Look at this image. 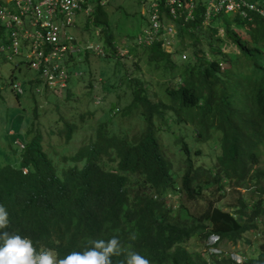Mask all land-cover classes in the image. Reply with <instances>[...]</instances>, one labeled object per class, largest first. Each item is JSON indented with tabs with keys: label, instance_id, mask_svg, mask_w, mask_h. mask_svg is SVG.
I'll use <instances>...</instances> for the list:
<instances>
[{
	"label": "trees",
	"instance_id": "trees-1",
	"mask_svg": "<svg viewBox=\"0 0 264 264\" xmlns=\"http://www.w3.org/2000/svg\"><path fill=\"white\" fill-rule=\"evenodd\" d=\"M248 1L264 9V0ZM203 10L199 3L198 13ZM105 12V6H97L98 21H106ZM251 12V19L222 12L208 29L202 19L185 28L178 24L180 33L171 51L163 45V31L143 48L147 55L131 45L136 59L131 67L123 63L124 72L106 85L107 95L115 96L104 114L109 111L105 115L110 122V111L139 117V134L130 133V126L121 125L117 131L102 122L72 161L60 168L44 143L42 128L34 125L21 157L0 161V205L10 220L6 230L30 238L38 252L54 251L57 260L90 247L89 240L118 236L122 250L138 252L150 264H264V166L259 161L264 152V13ZM221 28L224 36L218 34ZM108 40L114 46L111 33ZM191 40L192 57L185 62L182 54ZM230 44L238 51H225ZM143 59L151 71L166 77L155 97L142 78ZM14 71L11 68L9 85L17 80ZM39 85L25 81L37 117L50 111L41 108L44 101L35 91ZM120 89L125 95L117 93ZM72 93L68 90L63 97L68 107ZM53 108L58 111L59 104ZM93 110L88 111L93 115ZM54 115L50 132L67 140L73 138L74 125L85 119L83 113L79 120H67L69 115L61 111ZM164 135L186 153L181 157L184 163L175 167L174 161L181 160L166 154ZM209 138L220 146L215 163L197 165L190 147ZM195 154H202V149L196 148ZM227 187H243L250 194L241 193L230 205L232 210H225L216 201ZM178 192L184 199L169 206L164 195ZM250 232L258 252L243 263L226 253H203L187 246L195 238L208 246L211 234H218L222 243L236 244ZM131 233H136L135 240L129 239ZM112 259L116 264L123 255Z\"/></svg>",
	"mask_w": 264,
	"mask_h": 264
},
{
	"label": "rangeland",
	"instance_id": "rangeland-1",
	"mask_svg": "<svg viewBox=\"0 0 264 264\" xmlns=\"http://www.w3.org/2000/svg\"><path fill=\"white\" fill-rule=\"evenodd\" d=\"M143 1L144 0H108V2L105 4V13L107 17L106 21H98V14H96L95 16L87 17L85 14L82 13L74 17L76 26L72 29L75 31L78 37L81 38V41L84 44L88 42L99 43L105 46V48H107V46L109 45L108 34L111 33L115 38V44H118V46L122 49H130L131 45H135V48H138V46H140L138 48V51L141 52L142 55H147L146 52H143V48L148 46L145 44L147 40H150V38L148 39L150 23L147 20V7ZM218 15L219 14L214 13L208 15L210 21L206 24H204L206 21L202 22L205 27L204 29H208L209 24ZM220 23L223 24V19H220ZM191 28L192 26L189 27V29ZM179 33L180 31L177 34ZM177 34L172 35V38H169L171 37V35L168 32L163 34L162 37L166 38L164 42V47L166 50L171 51L174 49V44L177 42V38L175 37ZM218 34L220 36H224V29L221 28ZM188 45V49L184 51L185 56L187 58H181L185 62H187L192 57V48L194 46L192 40L188 43ZM224 50L227 52L238 51L237 46L233 44H230L229 46L224 48ZM208 57H210V55ZM80 58L81 60L74 66V71H82L83 76H73L70 79L69 83L70 88L73 91L72 96L69 98V103L71 104V107H68L66 104H63L64 101H66L65 98H63V96L66 97L65 93L59 92L58 95L51 94V99H46L44 94H37L40 100L44 101V104H42L43 106L41 108L43 110L50 109V111L46 112L45 115L42 116L43 122H38L37 125L38 127L42 128V133L44 135V143L45 145H48V148H46L48 149L52 157L57 159L55 162L58 163H62L64 161V155H70L78 151V148L86 143L85 140H88L86 138H89L93 134V128H96L102 122H106L109 126V129H116L117 131H119L117 127H121V129H123L121 126L123 125L125 126V129L128 126L131 127L129 129L130 133H140L138 131L139 117H133V119L129 118L128 116L121 117V111H117L115 113H112V111H110V115H112L113 117V122H110L108 120V116L105 115L108 114L109 111L107 110L104 114V110L109 108L108 105L111 101L110 97L113 96L112 94L107 95L106 92L108 90L106 89V85L109 82L116 81L120 76H118L120 71L124 72L123 63L129 67L132 66L136 59L134 57V54L132 58H126L127 60L121 59L120 64L117 63V61H119V58L117 57H101L96 55V53L92 52L83 51L80 55ZM176 58L177 60L179 59V62H181V59L179 57ZM140 63L142 71L144 72V76L142 78L146 80L145 85L148 87L147 92L153 97H155L153 94L155 93L156 89H159V82L161 84L164 83L166 81V77H159L156 72L151 71L148 67L146 59H143ZM12 65L13 63L8 61L4 62L1 66L0 129L2 133L0 134V161H6L7 157H9L10 159L17 157V148L10 147L8 145V142L5 141H10V137L8 135V130L10 127L15 128L16 130L27 131L31 133V135L33 133L34 128V99H32L27 92L22 95L24 97L21 100H18V98L14 94L15 92L13 91L11 85H9V75ZM224 67L226 66L223 65L222 69ZM17 73L19 78L24 77L25 75L28 77H32L34 75V72L28 68L27 64H23L22 70L18 71ZM88 84H90V87L93 89L91 97L94 98L95 95L102 96V104H96V106L94 104L93 98H90L88 96ZM117 93L122 96L125 95L124 90L122 89L118 90ZM56 103L59 104V108L57 109L58 111H55V109L53 108V105H56ZM90 108L94 109V112H92L93 115L88 111L90 110ZM60 111L67 116L69 115L67 117V120H79L81 118L80 115L82 113L85 116L84 120H80L79 126L74 125L75 129L73 131V139L70 141V143L67 144L64 143L65 137H58L50 132V129L54 125H52L51 120L54 121L57 117L55 116L56 114L54 115V113H59ZM71 113L73 116L71 115ZM115 115L119 117H115ZM29 128H31L30 131ZM162 142L165 145V149L168 148L167 153L169 155L173 153L176 155L178 154L176 150L177 147L173 145V140L170 139L167 135H164ZM196 143L207 146V142L204 140L199 142L197 141ZM209 147V149L203 147L205 154H207L208 152L207 156L204 154V157H200V163H203L207 166H211L215 163V156H212L214 155V153L217 154L219 151L217 143L216 146L214 144H209ZM259 161H261V165L264 166V152L259 156ZM180 164V162L177 163L175 161V167ZM225 193L226 194L224 197L219 198V200L216 201V204L222 206L225 210H232V207L230 205L237 202V198L240 196L241 193H245L246 195L250 194L249 191L243 187H230L228 190H226ZM174 198H176V196H174ZM215 199L218 198L215 197ZM171 201L174 202V200ZM176 204H178V202H176ZM189 204L192 206V208H194L193 202H189ZM259 238L260 235H257V239ZM250 239L253 240L252 244H249ZM255 240V235L250 232L247 233V236L241 239L236 244L228 242L222 243V246L223 248L229 250V252L233 254V256L238 261L242 262L244 256L250 257L254 253H256V251L258 252ZM187 246L190 249L201 250L203 251V253H205L206 250V248L203 246L202 241L197 238L192 239L190 242H188Z\"/></svg>",
	"mask_w": 264,
	"mask_h": 264
},
{
	"label": "built area",
	"instance_id": "built-area-1",
	"mask_svg": "<svg viewBox=\"0 0 264 264\" xmlns=\"http://www.w3.org/2000/svg\"><path fill=\"white\" fill-rule=\"evenodd\" d=\"M107 2L108 0H0L1 61L12 62L15 67L27 64L34 71L35 79L49 91L67 89L73 76L83 75L82 71H74L83 51L96 53L101 57L108 54L99 43L84 44L81 41L72 29L76 26L74 17L82 13L87 17L95 16L97 6H105ZM143 2L147 7V19L152 23L148 31L150 40L145 45L152 44L160 31H163L162 36L168 32L171 35L169 38H172V35L180 31L178 24L185 28L200 19L202 22L206 21V24L210 21L208 15L212 13H239L251 19V11L263 12L257 2L248 0ZM199 3L200 6L204 5L202 13H198ZM115 54L125 57L129 53L128 49L117 46ZM182 57L187 58L185 53ZM13 87L18 93H23L21 82L16 81Z\"/></svg>",
	"mask_w": 264,
	"mask_h": 264
},
{
	"label": "clouds",
	"instance_id": "clouds-1",
	"mask_svg": "<svg viewBox=\"0 0 264 264\" xmlns=\"http://www.w3.org/2000/svg\"><path fill=\"white\" fill-rule=\"evenodd\" d=\"M262 10H263V12H261V13H264L263 8H262ZM113 44H114V46H111L109 44L107 46L108 49L105 48L107 50V53H108L106 57L114 55V57H117L120 60L121 59L124 60L126 58H132L133 57L134 53L130 52L131 47H130V49H128L129 54L127 56L122 57V56L116 55L115 49L118 46V44H115V40H113ZM0 63L2 66L4 61H1V59H0ZM22 66H23V64L20 67H15L14 65H12L11 68L15 69L14 73H15V75H17L16 81L21 82L23 93H18L17 90L14 89L13 85L16 81L11 84V87H12L13 91L15 92L14 94L21 95V99L24 97L22 95L25 94V92H27L28 95L32 99H34L33 94L30 91H28V89L25 88V81H28V80L37 81L35 79V73L32 77H28L25 75L24 77L19 78L17 72L22 70ZM0 75H1V68H0ZM42 87L43 86L40 83V85L35 88V91L37 92V94H39V95L44 94L45 95L46 88L45 87L42 88ZM42 90H43V92H42ZM68 90L72 91V89L70 88V85L67 89L60 90L57 92L48 90L49 92L47 93V96H49V97L46 99H51L50 98L51 94L58 95L59 92L67 94ZM40 92H42V93H40ZM0 94H1V88H0ZM93 101H94L95 105L96 104H102L103 103V97L95 95L93 98ZM33 114L35 117V119L33 121L34 125H37L38 122H43L42 116H44V114H41L39 117H37L34 113V109H33ZM31 128H29V131L31 130ZM1 133H2V131L0 129V134ZM33 134H34V131L31 135V133H29L27 131L18 132V131H16L15 128L10 127L8 130V135L10 137V141L5 140V139L4 140L8 142V145L10 147H16L17 148V155H16L17 157L10 159L9 157L6 156L7 157L6 161H16L18 158H20L23 151L26 148V140H29L33 136ZM61 136H62V138L65 137L62 134H61ZM72 139L67 140L65 138L64 143H66V144L70 143V141ZM204 141L207 142V146L196 143V144L192 145L193 148L190 147L191 157L194 158L195 163L197 165L203 164V163H200V157H204V154H205L203 147H206L209 149L210 148L209 144H214L216 146V143H217V142H214L213 140H211V138L204 140ZM62 145H64V144H62ZM195 145H196V147H195ZM176 147H177L176 150L178 153L177 155L174 153L169 155L167 153L168 148L165 149L166 154L169 155L170 157L172 156L173 159H175V160H176V158L181 160V157L186 155V153H182L179 151V147H180L179 145H176ZM198 147L200 149H202V154H200V155L195 154V149ZM217 147L220 150V146L218 145V143H217ZM76 152H74L73 154H70V155H64V157H65L64 159H66V160H64L62 163L56 162L57 165L61 168L64 164H68L69 161H72V156ZM207 154H208V152H207ZM207 154H205V155L207 156ZM214 156H215V153L212 157H214ZM54 159L57 160L56 158H54ZM102 162L103 161H101V163ZM176 162L177 163H179V162L184 163L185 161L181 160V161H176ZM115 164L116 163H112L111 165H115ZM79 165H82V163H79ZM211 166H213V165H211ZM23 171H24V173H27L28 168H24ZM216 187H217V185L213 186L212 188L216 189ZM229 188L230 187H227L226 190H228ZM174 196H176V198H174ZM155 197H157V196H155ZM181 199H184V195L181 192L167 193V195L166 194L164 195V200L168 201L169 206L173 203H174L173 204L174 206H177L176 202H179ZM171 200H174V202H172ZM188 202H190V201H188ZM9 224H10L9 213L7 212L6 208L3 205H0V264H113L112 258L113 257H121L122 255H123V259H118L116 264H150V261L147 258H145L144 256H142L141 254H139L138 252L122 250V245H121V242H120L118 236H113L111 239H109L107 241H105L103 239L89 240L88 243H89L90 247L85 248L83 251H72L69 254H67L66 256H64L63 258H60L59 260H57V258L55 257L56 255H55L54 251L43 250V251L38 252L36 247H34V245H33V241L30 238L22 237L21 235L15 233V232L7 231L6 229L9 227ZM136 238H137L136 233H131L129 236L130 240H135ZM207 245L208 246H205L203 243V246L206 248L208 253L213 252V253H219V254L220 253L221 254L222 253L229 254L231 256V258H233L237 263H243L245 258L247 257V256H244L242 262L238 261L233 256V254H231L229 252V250L223 248L222 242H221L218 234H211L210 236H208ZM53 253L55 256L53 255Z\"/></svg>",
	"mask_w": 264,
	"mask_h": 264
}]
</instances>
